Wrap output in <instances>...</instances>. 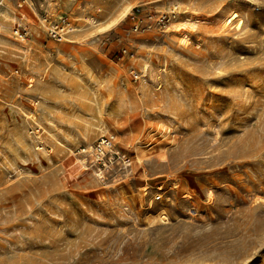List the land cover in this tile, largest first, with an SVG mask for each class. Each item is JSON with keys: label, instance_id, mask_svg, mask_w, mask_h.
<instances>
[{"label": "rangeland", "instance_id": "1", "mask_svg": "<svg viewBox=\"0 0 264 264\" xmlns=\"http://www.w3.org/2000/svg\"><path fill=\"white\" fill-rule=\"evenodd\" d=\"M0 6V264H264V0Z\"/></svg>", "mask_w": 264, "mask_h": 264}, {"label": "built area", "instance_id": "2", "mask_svg": "<svg viewBox=\"0 0 264 264\" xmlns=\"http://www.w3.org/2000/svg\"><path fill=\"white\" fill-rule=\"evenodd\" d=\"M24 1V0H23ZM139 10H135L134 13L130 14L129 19L131 21L133 32H143L145 30V26H142L143 21L150 23L152 21V14L149 12L142 16L139 14ZM174 10H171L169 14H159L156 18V24L159 26L160 29L166 28L170 23L171 19L174 18ZM69 24H65L63 27L58 28L54 27L52 30L48 31V36L50 39L54 40L55 42H61L64 36L67 34L64 28H66ZM64 29V30H63ZM13 35L17 36L21 39L25 37V33L20 32L19 28H16L13 31ZM123 54L127 56L133 57V55H129V53L125 50L122 51ZM112 137L101 138V140L93 147H91L90 151L88 152L91 159L94 160L96 163L105 164V155L110 153L112 150ZM84 152V150H83ZM105 166V165H104Z\"/></svg>", "mask_w": 264, "mask_h": 264}, {"label": "bare ground", "instance_id": "3", "mask_svg": "<svg viewBox=\"0 0 264 264\" xmlns=\"http://www.w3.org/2000/svg\"><path fill=\"white\" fill-rule=\"evenodd\" d=\"M1 7H2V6H0V16H1ZM145 68H146V67H145Z\"/></svg>", "mask_w": 264, "mask_h": 264}]
</instances>
